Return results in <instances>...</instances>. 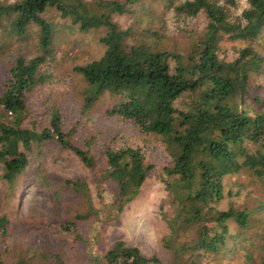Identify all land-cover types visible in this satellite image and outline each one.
Here are the masks:
<instances>
[{
	"label": "trees",
	"instance_id": "1",
	"mask_svg": "<svg viewBox=\"0 0 264 264\" xmlns=\"http://www.w3.org/2000/svg\"><path fill=\"white\" fill-rule=\"evenodd\" d=\"M154 1L179 17L203 15V30L191 36L187 46L159 48L144 39L134 40L131 29L116 20L144 0H0L6 47L19 50L0 94L2 178L17 188L33 158L53 145L93 170L103 169L104 161L103 180L121 211L141 192L154 164L141 148L106 146L98 151L97 136L81 135L82 117L108 94L113 104L102 115L135 124L158 140L171 159L162 176L170 195V216L165 215L171 234L165 243L174 253L170 264H226L243 253L244 264H264V232L259 242L246 237L255 222L264 221V99L253 83L264 72V0H247L240 14L233 10L238 0ZM66 29L101 32L99 42L105 50L73 67L85 83L76 105L77 120L68 123L59 102L53 107L44 101L38 105V115L48 114L50 119L40 126L31 117L35 110L30 99L49 81L47 70L58 60L56 38ZM224 42L241 43L231 59L219 54ZM249 99L259 109L250 110ZM49 176H44L46 186H56L67 201L77 198L79 204L86 203L85 212L77 211L79 219L93 215L92 194L84 178ZM234 177L236 183L246 178L254 187V205L251 200L232 201L237 194L230 185ZM224 202L228 207L219 208ZM10 225L9 214H2L3 238ZM235 230L242 236L238 246L232 244ZM35 253L20 256L15 264H63L51 249L40 247ZM105 262L166 264L160 256L145 255L123 240L107 252Z\"/></svg>",
	"mask_w": 264,
	"mask_h": 264
},
{
	"label": "rangeland",
	"instance_id": "2",
	"mask_svg": "<svg viewBox=\"0 0 264 264\" xmlns=\"http://www.w3.org/2000/svg\"><path fill=\"white\" fill-rule=\"evenodd\" d=\"M1 1L12 3L16 0ZM247 6V0H238V5L233 8L234 13L240 14ZM116 20L122 28L131 29L134 40L144 39L154 47L166 49L189 45L191 36L201 32L205 24L203 15L196 18L179 17L154 0H144L131 13L116 16ZM153 32L157 33L154 38L149 37ZM100 35L99 31L81 33L66 29L57 36L58 60L47 70L51 77L30 99L35 110L31 117L40 126L50 119L48 114L38 115V105L44 101L45 105L53 107L59 102L65 108L68 123L75 122L80 116L76 105L78 98L82 96L85 83L74 74L73 67L102 55L105 48L99 42ZM7 41L8 38L0 31V94L8 77V70L19 51L16 47H6ZM240 45L241 43L224 42L219 54L223 58L231 59L235 56V47ZM253 83L259 86L256 94L264 99V72ZM112 104L111 96L103 95L91 113L82 117L81 135L97 136L95 147L98 151L106 146L131 145L141 148L148 162L154 164L141 192L119 211L113 205V190L105 184L102 177L105 162L101 161L103 169L93 170L84 166L75 155L53 145L46 147L43 153L33 158L35 162L17 188H11L2 178L3 165L0 163V216L8 213L11 217L6 238L0 235V257L5 261L4 264H15L20 256H36L35 250L40 247L58 253L63 264H107L105 255L119 240L137 246L145 255L160 256L166 264L173 262V249L165 243L171 237L165 218V215L170 216V195L162 179L164 168L170 164L171 159L158 140L140 132L135 124L103 116V111ZM247 106L250 110L259 109L251 99ZM47 174H50L49 179L84 178L92 194L91 200L95 208L93 215L79 219L77 211L85 212L88 208L86 203L79 204L80 199L77 198L67 201L61 191L55 190L56 186H46L44 176ZM230 185L237 192L233 202L251 200L254 205L256 191L246 178L236 183L234 177ZM238 185L243 186L241 190ZM12 193L13 199H10ZM12 200L15 202L14 211L10 204ZM218 207L227 208L228 202L218 204ZM67 222L71 224L70 229L65 227ZM263 232L264 221H257L247 231L246 237L251 236L254 242H259ZM233 234L232 244L238 246L242 243V236L239 230H235ZM178 240L182 241L183 237ZM239 256L234 262L226 264H244V253Z\"/></svg>",
	"mask_w": 264,
	"mask_h": 264
}]
</instances>
